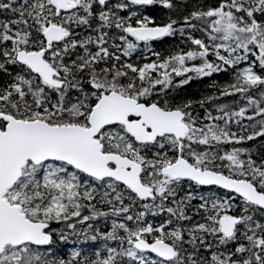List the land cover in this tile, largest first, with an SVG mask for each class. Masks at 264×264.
<instances>
[{"label":"snow or ice","instance_id":"snow-or-ice-1","mask_svg":"<svg viewBox=\"0 0 264 264\" xmlns=\"http://www.w3.org/2000/svg\"><path fill=\"white\" fill-rule=\"evenodd\" d=\"M177 7L0 0V264H264V0Z\"/></svg>","mask_w":264,"mask_h":264},{"label":"trees","instance_id":"trees-1","mask_svg":"<svg viewBox=\"0 0 264 264\" xmlns=\"http://www.w3.org/2000/svg\"><path fill=\"white\" fill-rule=\"evenodd\" d=\"M214 0H174V3L178 6L174 17H180L184 14H187L193 7L196 5H204L205 3H213ZM187 5V8L184 7ZM167 10H161L158 6L155 9H152L148 12V14L155 16L158 20H164L167 17L164 15V12ZM197 37H200V33L197 32L194 34ZM177 46L179 47H187V45L180 44V37L176 36L175 38H164L162 41L153 42V48L155 51L160 52L161 56H167L169 53L176 51ZM151 56V53L148 54ZM155 59V57H151ZM179 78H177L178 80ZM213 79L219 80L220 83H226L230 77L226 74L221 73L219 76H214ZM209 78H204V80H193L190 84L185 85L182 89L179 90L180 97L192 98V99H199L202 94H206L211 91L208 88ZM232 97H225L222 100L218 101V103H232ZM242 103V102H241ZM79 227V226H78ZM103 230V229H102ZM98 245H93L91 241L87 243H81L79 245H65L61 246L59 249L60 254L67 259L68 256L74 250H82L84 252L83 255L91 256L94 254L96 247Z\"/></svg>","mask_w":264,"mask_h":264},{"label":"rangeland","instance_id":"rangeland-1","mask_svg":"<svg viewBox=\"0 0 264 264\" xmlns=\"http://www.w3.org/2000/svg\"><path fill=\"white\" fill-rule=\"evenodd\" d=\"M82 254H84V252L82 251Z\"/></svg>","mask_w":264,"mask_h":264}]
</instances>
